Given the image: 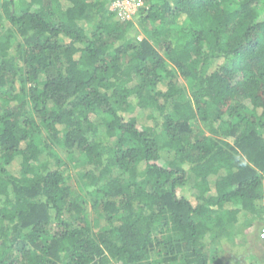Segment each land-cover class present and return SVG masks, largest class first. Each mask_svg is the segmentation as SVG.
<instances>
[{"label": "trees", "instance_id": "1", "mask_svg": "<svg viewBox=\"0 0 264 264\" xmlns=\"http://www.w3.org/2000/svg\"><path fill=\"white\" fill-rule=\"evenodd\" d=\"M111 1L0 0V264H223L264 220V0Z\"/></svg>", "mask_w": 264, "mask_h": 264}, {"label": "rangeland", "instance_id": "2", "mask_svg": "<svg viewBox=\"0 0 264 264\" xmlns=\"http://www.w3.org/2000/svg\"><path fill=\"white\" fill-rule=\"evenodd\" d=\"M133 22L135 25L134 33L141 38L143 34L140 32L137 19H134ZM133 114L140 115V111L136 109ZM198 124L202 126V121L200 120ZM18 168V159H16L10 166V170L15 173ZM68 170L71 180L75 182L76 171L72 166L68 167ZM192 184L193 177L191 175L184 185L177 187V192L180 195L189 197ZM97 224L95 222L96 226ZM262 227H264V220H256L251 228L245 230V234L233 232L230 237L222 235L219 237L218 242L212 243L208 241L210 239L206 236V249L209 255L221 259L223 264H264V238L261 236Z\"/></svg>", "mask_w": 264, "mask_h": 264}, {"label": "built area", "instance_id": "3", "mask_svg": "<svg viewBox=\"0 0 264 264\" xmlns=\"http://www.w3.org/2000/svg\"><path fill=\"white\" fill-rule=\"evenodd\" d=\"M144 6V0H112L109 9L114 13V17L120 21H129ZM261 236L264 238V227L261 229Z\"/></svg>", "mask_w": 264, "mask_h": 264}]
</instances>
